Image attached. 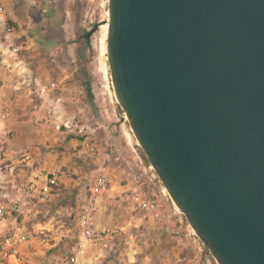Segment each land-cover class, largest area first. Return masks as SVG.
<instances>
[{
	"label": "water",
	"instance_id": "obj_1",
	"mask_svg": "<svg viewBox=\"0 0 264 264\" xmlns=\"http://www.w3.org/2000/svg\"><path fill=\"white\" fill-rule=\"evenodd\" d=\"M107 23L115 99L173 204L216 264H264V0H109Z\"/></svg>",
	"mask_w": 264,
	"mask_h": 264
},
{
	"label": "rangeland",
	"instance_id": "obj_2",
	"mask_svg": "<svg viewBox=\"0 0 264 264\" xmlns=\"http://www.w3.org/2000/svg\"><path fill=\"white\" fill-rule=\"evenodd\" d=\"M108 5L109 0H57L52 24L43 20L44 8L39 5L23 10L20 25L9 22L18 35L15 42H25L21 59L32 85L25 88L21 128L3 141L6 152L16 159L31 153V166L16 168L23 179L32 172L42 182L59 170L65 174L46 202L32 205L49 239L37 244L36 264H54L74 250L77 243L71 237L78 201L88 190L85 183L102 173L112 185L96 221L124 228L116 250L102 264H163L167 256L171 264H216L184 215L182 223L175 216L158 223L129 203L137 186L133 177L150 164L114 96L106 59ZM9 75L18 79L14 72ZM60 95L62 100H56ZM81 126L87 132L84 136L77 128ZM85 137L97 144V159L87 154ZM165 192L159 199L171 214L175 205Z\"/></svg>",
	"mask_w": 264,
	"mask_h": 264
},
{
	"label": "built area",
	"instance_id": "obj_3",
	"mask_svg": "<svg viewBox=\"0 0 264 264\" xmlns=\"http://www.w3.org/2000/svg\"><path fill=\"white\" fill-rule=\"evenodd\" d=\"M15 35V28L9 24L4 2L0 0V69L16 73V86L21 90L24 86L31 87L32 76L24 68L21 59L24 44L15 42ZM4 85V75L0 72V88ZM55 87L56 84L53 83L51 88ZM9 117V108L0 106V143L9 139L12 134L6 125ZM38 120L36 117L37 122ZM77 128L82 136L87 133L85 126ZM83 143L87 154L97 159V144L89 140V137H85ZM6 159L5 152L0 151V264H35L36 243L42 244L49 239L46 229L37 223L38 212L32 205L36 201L46 202L53 190L59 188L60 179L65 174L59 170L58 174L54 172L51 176H46L43 182L36 179L38 175L23 179L18 176L14 163ZM23 161L31 166L30 152L23 155ZM133 179L137 186L129 196L130 204L147 213L155 222L168 223L174 216L179 218V222H183V214L176 207L171 214H167L162 206L159 195L165 196V189L151 165L144 166L141 175ZM85 185L88 190L83 192L78 201L71 237L77 244L70 254L54 264H102L116 250L123 233L122 227L98 225L96 221L101 204L110 192L112 179L102 173ZM168 257L163 264H171Z\"/></svg>",
	"mask_w": 264,
	"mask_h": 264
},
{
	"label": "crops",
	"instance_id": "obj_4",
	"mask_svg": "<svg viewBox=\"0 0 264 264\" xmlns=\"http://www.w3.org/2000/svg\"><path fill=\"white\" fill-rule=\"evenodd\" d=\"M56 1L57 0H3L4 6L6 7V11L8 14L9 22H12V23L17 24V25L18 24L20 25L19 15H21L23 10L28 9V8L31 9L34 6H38V5L40 7H43L44 9L49 8V10L43 9L42 18L47 23H52V22L54 23L55 22V14H53V11L55 13L54 8H56ZM51 7H53V9ZM51 11H52V13H51ZM15 36L18 37L17 32H16ZM17 42H19V41H17ZM21 44H25V42H23ZM1 74L4 75L5 85H4V87L0 88V106L9 108L10 117L6 121V125L9 129H11V131L14 132L15 128L16 129L21 128L20 127L21 126L20 119L24 118V116L22 115L23 114L22 110H24V109H22L21 107L25 106L27 104L25 101L26 98H25L24 93H25V91H27L31 88H28L26 90L25 88H27V87L24 86L23 90H18L19 86H16V85H18V82L14 81V77L12 75H9L8 70H5L4 73L1 72ZM39 90H41V87L40 88L38 87L37 92H39ZM56 100L61 101L62 95L58 96L56 98ZM0 151L5 152V155L7 156L6 160H10V162L14 163L16 168H17V166H27L25 164V162L23 161V156H22V158L16 159L12 156V154H8L6 152L4 142L0 143ZM23 155H25V154H23ZM32 163H33V157H32ZM32 174H33V176L35 175L34 172H32ZM25 177H27V176L25 175ZM30 179H31V177H30ZM37 244H39V243H36V245L34 247L35 252L37 251L36 250L37 246L40 245V244L39 245H37ZM36 259L37 258H35V264L37 262ZM165 262H166V260L164 259L163 263H165Z\"/></svg>",
	"mask_w": 264,
	"mask_h": 264
},
{
	"label": "trees",
	"instance_id": "obj_5",
	"mask_svg": "<svg viewBox=\"0 0 264 264\" xmlns=\"http://www.w3.org/2000/svg\"><path fill=\"white\" fill-rule=\"evenodd\" d=\"M88 33H89V32H88ZM88 33L86 34V38H87V39H90L91 36L89 37V36H88Z\"/></svg>",
	"mask_w": 264,
	"mask_h": 264
},
{
	"label": "bare ground",
	"instance_id": "obj_6",
	"mask_svg": "<svg viewBox=\"0 0 264 264\" xmlns=\"http://www.w3.org/2000/svg\"><path fill=\"white\" fill-rule=\"evenodd\" d=\"M103 30V29H102ZM108 30V29H107ZM106 59H107V56H106ZM165 189V188H164ZM166 190V189H165ZM166 193V192H165Z\"/></svg>",
	"mask_w": 264,
	"mask_h": 264
},
{
	"label": "flooded vegetation",
	"instance_id": "obj_7",
	"mask_svg": "<svg viewBox=\"0 0 264 264\" xmlns=\"http://www.w3.org/2000/svg\"><path fill=\"white\" fill-rule=\"evenodd\" d=\"M52 24V23H51ZM53 28V27H52Z\"/></svg>",
	"mask_w": 264,
	"mask_h": 264
}]
</instances>
